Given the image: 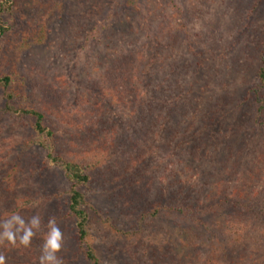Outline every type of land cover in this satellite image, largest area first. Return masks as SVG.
<instances>
[{
	"label": "trees",
	"instance_id": "obj_1",
	"mask_svg": "<svg viewBox=\"0 0 264 264\" xmlns=\"http://www.w3.org/2000/svg\"><path fill=\"white\" fill-rule=\"evenodd\" d=\"M125 2L126 7L139 9L137 0ZM67 4L68 0H0V107L8 119L27 121L25 145L37 151L43 170L53 168L52 175L57 172L67 183L63 191L65 212L40 222L39 229L33 227L35 235L47 236L53 218L56 224L68 222L71 230L65 231L69 236L56 253L61 262L109 264L98 255L90 237L95 225L111 223L110 218L86 192H96L94 182L112 176L119 182V189L113 191L123 192L124 216L135 218L129 228L117 229L126 239V255L137 257L150 249L154 256V247L147 244L149 237L143 238L152 232L146 222L156 218L165 222L176 216L186 221L189 229L182 233L185 226L178 227L179 235L169 242L163 255H174L168 264H264V46L257 54L249 53L257 58L256 81L252 85L238 84L234 82L238 67L233 63L248 58L245 50L238 47L231 52V59L223 54V63H218L214 44L208 41H182L171 33L166 40L161 41L163 36L157 39L162 31L159 22L153 43L123 46L118 57L102 73L97 70L98 78L91 80L101 99L107 97L126 112L125 123L116 134V122H107L102 106L91 104L67 112L70 106L56 88L43 81L37 84L22 65V55L30 46L51 43L54 21H59ZM98 26L95 24L90 35L84 36L83 45L99 39ZM205 48L209 51L204 59ZM198 78V89L209 83L212 87L220 85V96L228 100L225 110H214L216 117L209 115L212 110L203 101L193 119H188L189 104L194 103L178 92ZM35 86L45 94L43 109L35 100ZM168 90L178 95L174 102L165 101L163 94ZM82 111L83 117L79 115ZM224 113L237 115L224 124L232 132L229 137L215 130ZM206 141L212 145L207 155L201 147ZM18 162L9 167L13 175L6 174L4 183L0 180V188H5L0 192L7 203L0 205V211L5 207L11 211V215L0 217V225L5 218L29 215L30 204L39 195L34 191L40 187L38 180L29 183V177H24L26 168ZM19 173L22 183L15 179ZM33 176L34 172L31 180ZM188 183L190 194L184 192ZM163 187L171 192L166 193ZM177 193L182 199L179 204L174 201ZM3 231L0 226V233ZM22 234H18L15 245L7 239L0 241L5 264H32L40 259L42 244H38L40 255L31 243H20Z\"/></svg>",
	"mask_w": 264,
	"mask_h": 264
},
{
	"label": "rangeland",
	"instance_id": "obj_2",
	"mask_svg": "<svg viewBox=\"0 0 264 264\" xmlns=\"http://www.w3.org/2000/svg\"><path fill=\"white\" fill-rule=\"evenodd\" d=\"M137 1L140 5L139 9L132 6L126 7L125 0H68L59 21H54L56 25L51 33V43L40 47L30 46L22 55V65L28 68L32 79L36 78L37 84L43 81L56 88L60 98L70 106V108H66L67 112L82 110L91 104L102 106L107 111V122L112 120L116 122L114 125L116 134L120 133L121 126L125 123L126 112H121L119 104L107 99V97L101 99L97 94V89L91 86V80L94 77L97 79V70L102 73L118 57L117 52L124 47L146 42L148 44L153 43L154 33H157V25L161 21L160 28L162 31L157 35V39L163 36L161 41L166 40L165 37L167 38L168 34L171 33L182 41L189 39V41L203 42V44L208 41L209 45L214 44V54L218 53V56L215 55L214 58L217 59L218 63H223V54L230 55L231 59V52L237 51L238 47L245 50L244 54L248 58L243 57L239 59L238 63H233L235 67H238L239 72L235 76L234 82L252 85L256 81L257 58L249 53L256 51L257 54V51L259 52L264 46L262 41L264 40V34H262V29H264V0ZM95 24L100 25L96 31L99 39L95 40L93 37L94 39L89 40L88 45H83L84 36L90 35L89 32L92 31V27L95 29ZM182 30L183 32L186 31L184 36ZM211 33L214 34L213 37ZM219 42L223 45L217 46L216 44ZM165 43L164 41L163 44L165 45ZM203 51L205 54L203 58L205 59L209 48H205ZM199 85L201 83L198 78L192 83H187L184 86L186 89L178 92V94H183L181 98L194 103L189 104L188 119H193L203 101L212 110V112L209 111V115L216 117L218 113H214V110H225L224 104L228 100L220 96L222 94L220 85H213L212 87L209 83L207 86L204 85L198 89ZM37 87L33 88L35 100H39L37 101L39 102L38 105L43 109L42 102H46V97ZM177 96L172 90L163 94L165 101L174 102L178 98ZM210 102H213L214 105ZM233 111L235 112V110ZM46 114L48 117L52 115ZM83 114L82 111L79 115L83 117ZM219 115L221 116V114ZM236 117L235 114L226 113L217 123L216 132H222V134L225 132L229 137L232 132L224 124L230 123ZM82 121L84 122V120ZM26 123L25 120L20 122L15 119H8L0 107V180L2 181L6 174L13 175L9 167L11 163L17 162L19 164L18 161H20V165L26 168L24 177H29L28 182L34 184L37 179L40 184V187L34 190L38 191L39 195L35 193L34 198L36 200L33 198L35 202L30 204L29 215L23 217L24 223L31 225L33 217L37 215L40 217V222H46L48 217L65 212L63 208L65 194L63 191L67 188V183L64 177L57 172L52 175L53 168L43 170L42 160L36 156L37 151L25 145V139L29 134ZM211 146L209 141L202 144L203 149H201L205 155ZM38 169H42V171L37 172ZM33 172L34 176L31 180ZM198 177L200 178L199 175ZM15 179L22 183V174L15 175ZM2 183L4 182L2 181ZM23 184H25L24 181ZM92 186H95L97 191H87V195L97 208L110 218L111 222L95 225L90 237L104 263L159 264L163 260L168 261L167 264L172 262L171 259L174 258V255L163 258L165 249L169 247V242L179 235L177 234L179 226H185L182 233L188 232L189 228L186 227L188 226L186 221L176 216L169 217V220L165 222L159 218L154 219L153 222L149 220L145 225L152 232L146 233L143 238L149 237L147 244L154 247V256L150 249H145L144 253H140V256L137 257L129 253L126 255V245L124 244L126 239L120 235L117 229L129 228L131 221L135 218H126L122 212L123 192L119 194L117 191H113L119 189V182L114 181V177L111 176L106 180H96ZM186 187L188 188H185L184 192L190 194L192 191L190 184H186ZM0 190L5 191V188H0ZM163 190H166V193L170 191L166 187H163ZM177 195L178 193L174 200L175 204H179L182 200ZM164 197L168 198L169 196ZM49 198L51 201H47ZM4 203L7 204L6 199L0 192V205ZM3 214L11 215L10 209L8 207L2 209L0 217L4 216ZM5 220L7 219H3L1 224ZM57 224L63 239L66 241L69 233L65 229L71 230V224L62 221H58ZM46 237V235H39L38 237L34 235L32 237L31 244L35 253L41 255L38 244L41 243L44 246ZM136 249L141 248L136 247ZM134 251L133 249L131 252ZM66 258H69V253ZM32 264H41L40 259L32 261ZM62 264L66 263L62 262Z\"/></svg>",
	"mask_w": 264,
	"mask_h": 264
},
{
	"label": "clouds",
	"instance_id": "obj_3",
	"mask_svg": "<svg viewBox=\"0 0 264 264\" xmlns=\"http://www.w3.org/2000/svg\"><path fill=\"white\" fill-rule=\"evenodd\" d=\"M19 225L14 229L15 225ZM4 231L0 233V241L7 239L11 244L15 245L17 242L18 234L21 244L28 246L31 243V238L35 235L33 227L40 228V217L37 215L33 217L31 225L24 223V220L19 215H14L10 219L3 222ZM48 227L50 229L47 234L45 244L43 246V253L40 257L41 264H62L61 260L56 256L62 248L63 235L59 227H57L55 219L49 220ZM0 264H5V257L0 255Z\"/></svg>",
	"mask_w": 264,
	"mask_h": 264
}]
</instances>
